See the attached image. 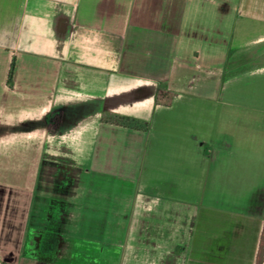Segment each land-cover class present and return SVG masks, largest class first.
Masks as SVG:
<instances>
[{"label":"crops","instance_id":"1","mask_svg":"<svg viewBox=\"0 0 264 264\" xmlns=\"http://www.w3.org/2000/svg\"><path fill=\"white\" fill-rule=\"evenodd\" d=\"M94 121L89 161L63 164L90 168L81 195L58 176L66 221L43 234L48 144ZM0 198L1 264L81 263L77 247H100L86 264H222L225 246L264 264V0H0Z\"/></svg>","mask_w":264,"mask_h":264},{"label":"rangeland","instance_id":"2","mask_svg":"<svg viewBox=\"0 0 264 264\" xmlns=\"http://www.w3.org/2000/svg\"><path fill=\"white\" fill-rule=\"evenodd\" d=\"M80 72H81L80 69H78L77 71L75 69H73L72 75L78 74ZM95 122L96 121L92 122L91 124H88L87 126H84V125L80 126L76 129L72 130V134L68 133L62 139H60V140L56 139L55 142L50 141L48 144L47 152H46L47 162L50 164L55 163L56 166L52 167L51 174H50V182L48 184L49 186L46 189H44L42 194L39 195V198H38L37 203H36L34 218H33L34 223L43 224V234L49 233L48 229H49L50 225L59 224L60 221L63 222L61 224H64V222L66 221V216L64 214H62V215L57 214V211H56L57 209H55L53 207L54 201H56V197L58 196L57 189H56L58 176H59L60 180H62V182L60 183L61 185H66L68 180H70V181L72 180V184H70V185H72L73 187L75 186L74 187L75 190H72V197L74 198V199H72L73 202L74 201L76 202L75 198H77L78 195H81V193H80V192H82L81 186H84V183H82V182L79 183L78 177L79 176H86V175L89 176V174H90L89 169L90 168L84 167L85 165L82 167H79V166H74V165L68 166V165H63V164L65 163L67 158L72 157V155L76 158V160H75L76 162L86 164L89 161L88 158H89V155L91 152L90 147H91L92 140H93V131L95 128ZM69 142L72 143V149L71 150H69V149L67 150V145H69L68 144ZM97 185H99V184H97ZM9 203H10V201H8L7 199L0 198V208L1 207L6 208L9 205ZM10 205H11V203H10ZM126 205H127V203H126ZM151 205H152V203H151ZM155 206L158 207V206H160V204L157 202L155 204ZM98 217H100V216H98ZM208 217H209V215H208ZM210 217H211V215H210ZM75 218H77V215H75V214L69 216V222L72 221V226L74 224L73 220ZM126 218L129 219L128 216H126ZM128 219H127V221H128ZM98 220L99 219L94 218V224L96 222H98ZM210 221H211V219H210ZM252 225H253V223H252ZM87 232H89L91 234V236L94 238H97V236H100V235H97L98 232H97L96 227H93V229L91 231L87 230ZM74 233H75V231L73 229L71 231L68 230V231H65V236L67 234H70V235H72V238H73ZM82 233L84 234V232H82ZM214 235L215 234L213 231H208V232H206L205 235L202 233H198V235L196 237L198 239H205L208 241L207 242L208 247L206 248L205 253H206V257L209 256L210 262L214 260L212 253H211L213 250L212 240L215 238ZM228 237H229V235H227L226 239H228ZM240 238H241L240 242L243 245V247H242V253H243V251L247 250L250 247V245H248V244H250L251 242H250V239L247 238L246 233H242ZM77 250H78V253H77V255L75 254V256H78V258H79L78 260H80L81 263L80 262H78V263L74 262L72 264H86L84 262L83 258L85 255H88V254H90L92 256L93 255L98 256V257H100V255H102V253L99 252L100 247H91L89 249H87L86 247H77ZM194 252H196V251L194 250V248H192V253H194ZM234 253H235L234 248L232 246L223 247L221 250V254H222L223 258L220 259L221 260L220 263H222V264H235L236 260H237L236 259L237 253L235 255H234ZM104 255L108 258H104V259H106V261H101V262H103L101 264H117L118 257H117L116 253L111 254L109 252H106ZM3 261H4L3 259H0V264L3 263ZM22 264H30V262L24 261V262H22Z\"/></svg>","mask_w":264,"mask_h":264},{"label":"trees","instance_id":"3","mask_svg":"<svg viewBox=\"0 0 264 264\" xmlns=\"http://www.w3.org/2000/svg\"><path fill=\"white\" fill-rule=\"evenodd\" d=\"M15 65H16V60L14 58L12 63H11V68H10V72H9V83L10 84H12V82H13L14 73H15ZM171 98H172L171 92H166V91L164 92V91L159 90V92L157 94V100L158 101H163L165 103H169ZM120 119L125 120L127 118L120 116ZM62 120H63L62 114H56L48 126V131L51 134L58 133L60 128H61Z\"/></svg>","mask_w":264,"mask_h":264}]
</instances>
